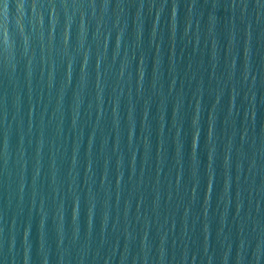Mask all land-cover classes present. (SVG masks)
I'll use <instances>...</instances> for the list:
<instances>
[{
    "label": "water",
    "instance_id": "obj_1",
    "mask_svg": "<svg viewBox=\"0 0 264 264\" xmlns=\"http://www.w3.org/2000/svg\"><path fill=\"white\" fill-rule=\"evenodd\" d=\"M0 264H264V0H0Z\"/></svg>",
    "mask_w": 264,
    "mask_h": 264
}]
</instances>
